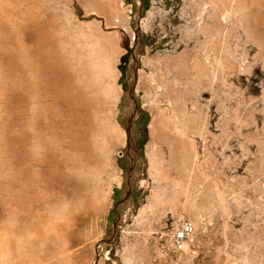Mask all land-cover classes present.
I'll return each mask as SVG.
<instances>
[{"label":"rangeland","instance_id":"rangeland-1","mask_svg":"<svg viewBox=\"0 0 264 264\" xmlns=\"http://www.w3.org/2000/svg\"><path fill=\"white\" fill-rule=\"evenodd\" d=\"M0 3V264H264V0Z\"/></svg>","mask_w":264,"mask_h":264},{"label":"built area","instance_id":"built-area-1","mask_svg":"<svg viewBox=\"0 0 264 264\" xmlns=\"http://www.w3.org/2000/svg\"><path fill=\"white\" fill-rule=\"evenodd\" d=\"M195 241V231L191 224L185 223L175 235V243L178 247H182L187 243Z\"/></svg>","mask_w":264,"mask_h":264},{"label":"bare ground","instance_id":"bare-ground-1","mask_svg":"<svg viewBox=\"0 0 264 264\" xmlns=\"http://www.w3.org/2000/svg\"><path fill=\"white\" fill-rule=\"evenodd\" d=\"M7 1V0H6ZM11 1V0H10ZM1 4V3H0ZM91 5V4H90ZM112 5V4H111ZM89 10V9H88ZM98 10V9H97ZM4 11V10H3ZM41 34V33H40ZM55 38V37H54ZM2 39V38H1ZM15 76V75H14ZM12 79V78H11ZM1 80V79H0ZM110 85H111V83H110ZM19 114V113H18ZM35 177V176H34ZM26 200V199H25ZM5 205V204H4ZM34 211V210H33ZM35 212V211H34ZM63 213V212H62ZM14 215V214H13ZM17 218V217H16ZM48 218V217H47ZM42 220H44V219H42ZM45 221V220H44ZM44 221H43V223H44ZM15 222V221H14ZM11 223V222H10ZM24 225V224H23ZM24 227V226H23ZM53 228V227H52ZM39 229H41V228H39ZM39 232V231H38ZM37 232V233H38ZM62 232V231H61ZM42 233H43V230H42ZM8 234V233H7ZM17 234V233H16ZM10 235V234H9ZM40 234L38 233V236H39ZM43 236H44V234H42ZM41 235V236H42ZM59 235V234H58ZM6 248V247H5ZM2 251V250H1ZM0 254H2V258H5L4 256H5V254H6V251L5 250H3L2 251V253H0ZM50 263V262H49ZM71 263V262H70ZM73 264V263H72Z\"/></svg>","mask_w":264,"mask_h":264}]
</instances>
